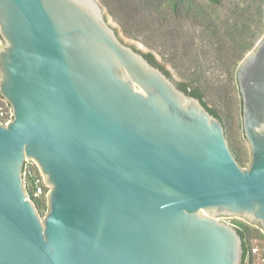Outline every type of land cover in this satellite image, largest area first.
<instances>
[{
	"label": "water",
	"instance_id": "obj_1",
	"mask_svg": "<svg viewBox=\"0 0 264 264\" xmlns=\"http://www.w3.org/2000/svg\"><path fill=\"white\" fill-rule=\"evenodd\" d=\"M0 39V264H244L221 218L264 232V34L236 73L246 168L98 0H0Z\"/></svg>",
	"mask_w": 264,
	"mask_h": 264
},
{
	"label": "trees",
	"instance_id": "obj_2",
	"mask_svg": "<svg viewBox=\"0 0 264 264\" xmlns=\"http://www.w3.org/2000/svg\"><path fill=\"white\" fill-rule=\"evenodd\" d=\"M99 2L124 38L140 42L148 49L143 56L149 63L171 78L172 71L175 72L179 78L175 81L177 87L199 99L221 121L232 155L240 167H248L249 152L246 156L230 142L225 119L216 107L209 106V96L219 92L220 82H226L225 88L233 82L237 84L240 62L264 34V0ZM33 202L38 213L44 215L46 202ZM237 231L242 240L244 263L250 244L246 231Z\"/></svg>",
	"mask_w": 264,
	"mask_h": 264
},
{
	"label": "rangeland",
	"instance_id": "obj_3",
	"mask_svg": "<svg viewBox=\"0 0 264 264\" xmlns=\"http://www.w3.org/2000/svg\"><path fill=\"white\" fill-rule=\"evenodd\" d=\"M99 1V0H98ZM109 19L111 23L117 27L119 30L118 25L111 19L109 16ZM120 32V30H119ZM121 35V32H120ZM122 36V35H121ZM123 37V36H122ZM124 38V37H123ZM126 39V38H125ZM130 40V39H126ZM133 41V40H130ZM136 42V41H133ZM140 43V42H137ZM2 42L0 40V47L2 46ZM141 47L145 48L141 43ZM148 50V49H147ZM157 56V55H156ZM169 67V66H167ZM170 68V67H169ZM175 73V72H174ZM220 90L215 95L212 94L209 96V106L216 107L220 113L223 115L225 122H226V129L228 132V138L230 139V142L238 148H241V150L245 153L246 156H248V144L244 140L243 134H242V118H241V109H240V96L239 91L236 82H233L228 88H225L226 82H220L219 83ZM0 109L4 111H8V105L6 102L0 98ZM40 215V214H39ZM43 215H40L42 218ZM222 221L228 222L235 226L238 229H241L243 231H246L247 233V240L250 244H254V242L258 244H262L263 240L261 238L262 232L261 229L255 227L254 225L248 223L247 221L234 217L232 219H225L221 218Z\"/></svg>",
	"mask_w": 264,
	"mask_h": 264
},
{
	"label": "built area",
	"instance_id": "obj_4",
	"mask_svg": "<svg viewBox=\"0 0 264 264\" xmlns=\"http://www.w3.org/2000/svg\"><path fill=\"white\" fill-rule=\"evenodd\" d=\"M10 118V108H8V111L0 109V120L3 123L7 122ZM23 180L25 189H29V192H27L26 189L28 199L32 201L47 202L48 187L44 184L43 177L40 175L36 164L30 159H27L24 162ZM232 218L234 217H225V219ZM261 232L263 233L261 238L264 243V232L262 230ZM244 264H264V245L254 242V244L249 247V251L245 257Z\"/></svg>",
	"mask_w": 264,
	"mask_h": 264
}]
</instances>
